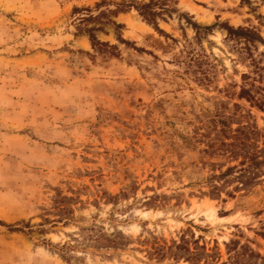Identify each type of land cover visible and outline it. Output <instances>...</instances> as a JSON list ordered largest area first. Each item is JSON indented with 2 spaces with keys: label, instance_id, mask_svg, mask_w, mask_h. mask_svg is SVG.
Here are the masks:
<instances>
[{
  "label": "rangeland",
  "instance_id": "374dc122",
  "mask_svg": "<svg viewBox=\"0 0 264 264\" xmlns=\"http://www.w3.org/2000/svg\"><path fill=\"white\" fill-rule=\"evenodd\" d=\"M129 1L0 0V264H231L232 241L264 264V178L208 181L243 162L208 149L230 127L263 147L238 95L264 98V0H172L156 24L134 0L120 29L84 24L107 47L79 31Z\"/></svg>",
  "mask_w": 264,
  "mask_h": 264
},
{
  "label": "trees",
  "instance_id": "16d2710c",
  "mask_svg": "<svg viewBox=\"0 0 264 264\" xmlns=\"http://www.w3.org/2000/svg\"><path fill=\"white\" fill-rule=\"evenodd\" d=\"M169 1L172 0H151L149 3H145L142 4L140 6H135L132 5V3L134 2V0H130L129 3H124V4H119L116 11H100L98 14L95 15V13L92 11V9H83V11H86V13H84L83 15L80 16L79 20V25H78V29L80 32L86 33L89 38L90 41L92 42V45L94 47H107L108 44L102 43L98 37L95 35V32L97 31H103V27H91L88 28L87 26H84L85 23H90V22H98V23H104L105 22L107 24H110L112 26H114L116 29H120L122 28V25L116 23L115 21H112L110 19H108L110 14H115L118 15L119 12L122 11H126L127 8L133 7L135 6L140 15H142V17H144V19L150 23L156 24L158 19H160L164 12H169L167 9V5L169 3ZM77 10V9H76ZM106 19V21H104ZM192 24L198 31V29H201V27H199L196 23H190ZM86 25V24H85ZM206 29V28H205ZM230 34L233 32H237L234 31L233 29L229 30ZM239 34H244V35H249V34H253V33H249V31H240ZM250 41H254L253 39H251ZM261 43L264 44V40L261 39ZM249 76L245 75L244 80H247ZM264 90V89H263ZM239 99L241 100H246L248 102H250L254 107H256L259 111L264 112V98H263V94L261 92V88H257V86L255 84H252L251 86H242L241 90L239 92L238 95ZM243 129L246 130V126H243ZM242 130V129H241ZM238 130L233 131L232 127H230V133H228L226 138V141H222L221 144H219L218 146L215 145V143H212L210 145H208V149H216L217 151L220 152H226L230 149H234L236 146V148H238V150H242V152H244V155L242 156L243 158V162L240 165V167H228L225 171H222V168H219L217 170H214L212 175L210 176V178H208L209 182H214V181H223V184H227L230 181L233 180H243L244 178L247 177V174L250 173V171H253V180H260L262 178H264V139H263V147H260V141L258 140L259 138H261L260 132L258 131L257 127H253L252 128V133L254 135V137L256 136L258 139L255 142V150L254 152L250 155V153L247 151L248 147H247V141L244 139H240L239 136H237ZM234 135L236 138V140L241 141L240 145H236L235 142H229L232 138H229L230 136ZM244 136H246L247 140L249 139V134L248 133H244ZM233 140V139H232ZM235 141V140H234ZM252 142V141H251ZM206 153H208V150L205 151ZM219 172L218 174H216L215 172ZM244 185V184H243ZM228 194L230 196H233L232 192H228ZM186 240L184 239L180 245H178L176 248L178 250H186L187 252H190L189 248H184L186 244ZM237 243L236 242H231L230 245H228V247L230 248V246L236 248L233 251H235V255L231 261V264H240L239 258L246 256V254L248 253V248L247 247H239L236 246ZM239 247V248H237ZM194 256V255H193ZM259 254L254 253L253 251H250L249 255L247 258L249 259H254L256 257H259ZM190 258H192V255L190 256ZM223 264H228V263H223Z\"/></svg>",
  "mask_w": 264,
  "mask_h": 264
}]
</instances>
